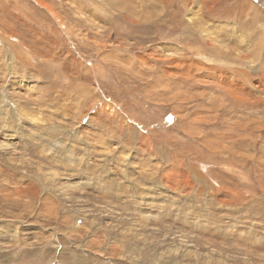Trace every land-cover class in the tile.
Returning <instances> with one entry per match:
<instances>
[{"label":"rangeland","instance_id":"1","mask_svg":"<svg viewBox=\"0 0 264 264\" xmlns=\"http://www.w3.org/2000/svg\"><path fill=\"white\" fill-rule=\"evenodd\" d=\"M0 264H264V0H0Z\"/></svg>","mask_w":264,"mask_h":264}]
</instances>
